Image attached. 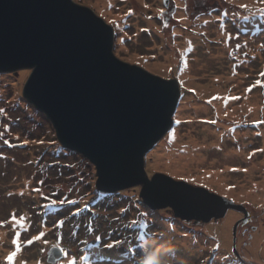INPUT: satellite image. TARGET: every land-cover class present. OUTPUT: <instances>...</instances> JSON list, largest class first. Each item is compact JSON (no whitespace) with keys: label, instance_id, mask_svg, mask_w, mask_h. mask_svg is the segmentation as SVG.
Returning a JSON list of instances; mask_svg holds the SVG:
<instances>
[{"label":"rangeland","instance_id":"rangeland-1","mask_svg":"<svg viewBox=\"0 0 264 264\" xmlns=\"http://www.w3.org/2000/svg\"><path fill=\"white\" fill-rule=\"evenodd\" d=\"M76 1L116 29L118 59L179 84L174 126L146 154L149 175L203 188L238 208L226 205L217 217L227 227L220 233L216 220L176 218L158 206L161 201L149 209L141 204L140 186L100 191L96 166L76 158L55 127L43 126L44 113L25 96L31 69L0 71V130L19 148L7 154L14 145L1 142V135L0 264H138V241L150 232L175 244L178 264H264V238L254 237L264 227V208L254 202L264 194V0ZM19 112L24 117L15 121ZM156 152L184 155L192 171L163 163L154 168ZM204 171L210 176L202 180ZM211 174L220 184L208 180ZM243 216L252 232L247 243L235 225ZM79 224L83 230L74 238L68 232ZM116 240L123 243L106 247ZM242 242L253 251L244 253ZM55 245L65 251L56 263L47 257ZM231 255L240 256L238 263Z\"/></svg>","mask_w":264,"mask_h":264},{"label":"water","instance_id":"water-1","mask_svg":"<svg viewBox=\"0 0 264 264\" xmlns=\"http://www.w3.org/2000/svg\"><path fill=\"white\" fill-rule=\"evenodd\" d=\"M113 33L76 0H0V69H31L25 96L64 146L96 166L100 190L140 186L145 205L161 201L187 220L237 209L238 202L146 171L145 156L174 126L182 94L177 80L118 59Z\"/></svg>","mask_w":264,"mask_h":264},{"label":"bare ground","instance_id":"bare-ground-1","mask_svg":"<svg viewBox=\"0 0 264 264\" xmlns=\"http://www.w3.org/2000/svg\"><path fill=\"white\" fill-rule=\"evenodd\" d=\"M243 2H246V0H243ZM108 3H109V0H108V2H107V4L106 5H108ZM176 27V26H175ZM156 30H158L157 28H155ZM116 31V29H114V32ZM155 64V63H154ZM158 66V63H156L155 64V66ZM0 71H1V73H5V72H11L12 70H5V69H0ZM200 87H202V88H205V89H209V86L207 87V86H205V85H200ZM243 111V110H242ZM246 112H248V114H251V113H253L254 112V110H253V108H250V109H248ZM46 116H47V114L45 113V112H43ZM236 116V113H234V117ZM195 148H197V147H195ZM176 150V149H175ZM177 151V150H176ZM178 152V151H177ZM179 153V152H178ZM155 156H156V159L155 160H153V167L155 168V167H158V163L159 164H161V163H163L164 164V166L166 167V168H172L173 170L175 169V170H182L183 172L185 171L186 173L189 171V172H191L192 171V169L189 167V162L191 161V160H189V159H187L184 155H175V154H173V153H171V152H168V155H161V154H157V152H156V154H155ZM170 156H172L170 159H171V162H170V159H169V157ZM188 157H190V158H193L194 156H188ZM170 162V163H169ZM195 165V163H192L191 164V166H192V168H193V166ZM253 167V166H252ZM216 174H218V173H216ZM216 174H211V177L210 178H208V180H210L212 183H214V184H220V182H221V179H219V178H216V177H214V175H216ZM210 176V174H209V171H204L203 173H202V175H201V179L202 180H205V176ZM218 176H219V174H218ZM226 186H228V183H226ZM258 186H260L259 184H257V185H255L254 187H258ZM262 188L264 189V185H262ZM242 193H245V191L243 190V191H241ZM250 195H253V194H250ZM262 195V196H261ZM259 194V198H258V201H254L257 205H260L261 206V208H264V194ZM244 196V195H243ZM141 197V196H140ZM251 200L253 199V200H257V199H255L254 197L252 198H250ZM141 200H142V203L144 204V201H143V199L141 198ZM91 215H93V213L91 214ZM216 220V225H219V224H221V222L219 221V219H217V218H215V217H212L210 220H209V222H214ZM231 221L232 220H230V223H231ZM247 221H248V219H246L244 216H243V218L241 219L240 218V220L239 221H236V223H235V225H236V228L238 229V230H240L241 231V236H242V238H244V241H245V243H247V237L249 238V239H251V237H252V232H248V231H246V228H244L246 225H245V223H247ZM241 223V224H240ZM89 226V224L86 222V227H88ZM218 230H219V232L220 233H224V230H226V228L227 227H223V223L221 224V225H219L218 227ZM83 229H81V226H80V224L79 225H76V226H73L70 230H69V234H74V238H76L79 234H80V232L82 231ZM253 230V229H252ZM257 235V236H256ZM258 237L259 238V241L261 240L262 241V239L261 238H264V227L263 228H259L258 230H257V232L254 234V237ZM253 237V238H254ZM258 241V242H259ZM215 243V242H214ZM182 245V244H181ZM194 245V247L196 248H200V247H203L204 245H202L201 243H194L193 244ZM18 246V245H17ZM239 246V248H241V247H243L244 246V244H243V242H242V244H239L238 245ZM245 247V249H244V253H248L250 250L251 251H253V247L250 249V245H248V246H244ZM258 249V248H257ZM230 251H232L233 253H234V251H233V248H230L229 249ZM262 251H263V254H264V243H263V249H262ZM262 253V252H261ZM252 254V253H251ZM264 256V255H263ZM240 258V256L239 257H237V256H235V255H231V256H229L228 257V259H230L231 260V262L232 261H234L235 263H238V261L240 260L239 259ZM35 264H40L39 262H36Z\"/></svg>","mask_w":264,"mask_h":264},{"label":"clouds","instance_id":"clouds-1","mask_svg":"<svg viewBox=\"0 0 264 264\" xmlns=\"http://www.w3.org/2000/svg\"><path fill=\"white\" fill-rule=\"evenodd\" d=\"M73 151L77 152L76 150ZM77 154L82 156V154H80L79 152H77ZM82 157L85 158L84 156ZM145 160H146V156H145ZM96 187H97V180H96ZM103 192L109 193L108 191H103ZM148 208L150 209V207ZM138 244L140 251L138 264H178L175 255L176 254L175 244L169 239L162 238L160 233L150 232L144 235L143 237H141L138 241Z\"/></svg>","mask_w":264,"mask_h":264},{"label":"trees","instance_id":"trees-1","mask_svg":"<svg viewBox=\"0 0 264 264\" xmlns=\"http://www.w3.org/2000/svg\"><path fill=\"white\" fill-rule=\"evenodd\" d=\"M43 113V112H42ZM19 114H20V118L19 117H15V121H16V119H17V121H20V119L22 118V117H24V115H23V113L22 112H19ZM34 114H35V112H34ZM45 117H40V122L42 123V125L43 126H48V127H50V128H53L54 129V125L52 124V122H50V120L48 119V116H46L45 114H43ZM35 123V122H34ZM33 125V120H32V123H30L29 124V126H32ZM39 128V127H38ZM40 130H41V128H39ZM41 133H43V131L41 132ZM6 134L8 135V132H7V130L6 131H4L3 129H1L0 130V137H1V135L4 137H2V140H1V142H4V141H8V144H10V143H12L13 145H14V148H13V150H10V149H8L7 151H9V152H7V154H12L11 152L12 151H14V150H17V149H19L17 146H16V144H15V142H12V141H10V139L6 136ZM30 137V136H29ZM32 138V137H31ZM10 142V143H9ZM5 144V143H4ZM12 144H10L11 146H12ZM1 154V153H0ZM70 155V154H69ZM74 156H76V158L78 157L79 159H83V160H86L85 158H83L81 155H79V154H75ZM68 168H70V167H68ZM64 177V176H63ZM93 191H91V193H92ZM142 202V201H141ZM141 204H143V203H141ZM89 210H90V208H88ZM168 210V209H167ZM118 212V211H117Z\"/></svg>","mask_w":264,"mask_h":264},{"label":"snow or ice","instance_id":"snow-or-ice-1","mask_svg":"<svg viewBox=\"0 0 264 264\" xmlns=\"http://www.w3.org/2000/svg\"><path fill=\"white\" fill-rule=\"evenodd\" d=\"M242 7H243V5H242ZM159 12L162 14L163 12H164V9L163 8H161L160 10H159ZM110 23H115V21H110ZM165 26H167V25H165ZM145 31H146V29H145ZM3 111V109H0V112H2ZM213 123H215V121H213ZM25 142H27V141H25ZM4 143H8V141H4ZM62 203H63V201H62ZM140 221H138V220H133V221H131V223L132 224H136V223H139ZM21 223H22V221H21ZM59 223H61V224H63V221H60ZM138 238V237H137ZM123 243V241H121V240H116V241H114V243H108L107 245H106V247L107 248H109V249H111V248H113L114 247V244L115 245H120V244H122ZM217 248L219 247V245H217L216 246ZM16 255V252H12L8 257H7V259L9 260V261H12V259H13V257Z\"/></svg>","mask_w":264,"mask_h":264}]
</instances>
